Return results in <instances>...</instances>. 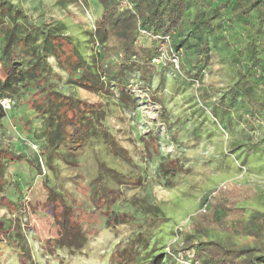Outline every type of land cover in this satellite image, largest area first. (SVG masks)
<instances>
[{"label": "trees", "instance_id": "obj_1", "mask_svg": "<svg viewBox=\"0 0 264 264\" xmlns=\"http://www.w3.org/2000/svg\"><path fill=\"white\" fill-rule=\"evenodd\" d=\"M78 1L81 4L85 2ZM128 2L130 8L123 7L121 0H96L100 11L91 33L93 57L91 62H87L79 47L62 33V25L39 31L29 23L23 11L7 0H0V36L3 41L0 47V125L17 102V106L23 104L26 111L33 113V119H40L43 126L39 136L42 146L35 162L29 157L0 149V187L5 184L3 173L6 165L17 164L21 158L41 176V192L50 208L45 215L53 232L41 244L50 255H55L60 249L78 251L87 243L88 237L96 233L95 228L91 229L95 212L84 209L64 188L58 191L49 185L45 168L54 169L52 160L57 158L66 166L81 168L80 159L84 151L91 146V140L101 134L110 153L134 167L127 149L117 142L104 124L107 116L105 107L78 98L71 92L58 90L56 82L61 80V75L51 69L50 58L65 75L68 86L107 96H114L117 92L119 104L133 110L139 105L132 89L133 78H137L136 84L150 92L157 75L175 70L167 58L160 65L153 64V58L164 52L169 54L172 50L179 58L176 71L183 80L201 82L204 71L217 57L220 63L234 69L235 74L233 81L223 89L226 97L221 95L215 104L225 112L228 105L224 100L239 101L251 115L264 117V42L261 40L264 0ZM193 6L195 9L191 11ZM228 14L232 16L228 22L232 24L234 21L248 29L245 46H232L226 33ZM17 31H21V37H17ZM38 35L42 36L41 45H36ZM165 37L169 38L168 42L164 41ZM183 50L186 53L191 50L195 60L183 58ZM25 58L28 61L25 62ZM244 63L248 64L246 68ZM203 95L204 100L209 99L208 93ZM3 99L10 102L14 99L10 110L2 107ZM216 110H212L214 119L218 118ZM18 116V131L29 135L31 121L25 115L18 113ZM150 141L157 153L156 141ZM94 159L98 173L87 188L91 205L106 217L108 227L139 225L133 213L112 208L124 197L119 189L106 187L101 170L104 168L120 185L141 186V182L106 167L95 156ZM158 168L163 177L189 172L177 158L163 159ZM14 185L16 201L2 197L0 204L13 216L24 214L28 222V210L20 201L23 197L21 189L18 183ZM237 192L235 188L230 192L219 189L205 198L203 206L206 205V211L212 207L221 214L239 213ZM220 193L227 197L219 198ZM128 202L146 216L148 226L167 222L160 216L157 206L144 200ZM17 219L8 223L0 220V256L4 249H10L19 257V264H30V246ZM214 223L210 221L209 224ZM217 223L222 229L226 228L223 222ZM237 227L245 235L264 238V214L238 222ZM177 239L180 241L158 249L154 243L150 244L145 233H138L113 247L109 255L110 264H264V249L256 253L250 248L226 246L213 239L192 242L178 235Z\"/></svg>", "mask_w": 264, "mask_h": 264}, {"label": "rangeland", "instance_id": "obj_2", "mask_svg": "<svg viewBox=\"0 0 264 264\" xmlns=\"http://www.w3.org/2000/svg\"><path fill=\"white\" fill-rule=\"evenodd\" d=\"M7 1L23 11L29 23L39 31L62 25V33L70 37L86 61L91 62V33L100 11L96 0H85L83 4L78 0ZM194 9L193 6L191 11ZM231 17L227 15L225 25L232 46H245L248 29L234 21L232 24L228 22ZM20 32H16L17 37H21ZM41 38V35L37 36L36 45H41ZM261 40L264 42V33ZM2 42L0 36V47ZM184 57L195 60L191 50L187 53L183 50ZM48 63L55 73L61 75V80L56 82L58 90L71 92L78 98L105 107L107 116L104 124L117 142L127 149L134 167L113 156L101 134L92 139L91 146L84 151L80 159L81 168L66 166L57 158L52 160L54 169L45 168L49 185L58 191L64 188L84 209L95 212L91 229L95 228L96 233L88 237L87 243L78 251L60 249L55 255H50L41 244L43 239L53 235L51 222L45 215L50 208L41 192V176L22 158L17 164H7L0 198L15 202L17 194L14 183H18L23 196L20 201L28 210V222L24 214L13 216L1 204L0 220L8 223L20 217L17 220L30 246V264H110L109 255L113 247L119 242H127L138 233H145L150 244L154 243L158 249L176 243L178 235L192 242L213 239L226 246L263 252L264 238L245 235L237 226L238 222L264 214V117L251 115L239 101L232 103L224 100L228 105L225 112L215 104L221 95L226 97L223 89L233 81L234 69L223 65L216 57L204 71L201 82L185 81L176 70L166 71L154 78L150 92L136 84L137 78H133L132 89L139 99V105L131 110L119 104L117 92L114 96H107L68 86L65 75L57 68L55 61L50 58ZM244 66L246 68L248 64L244 63ZM205 92L209 95L208 100L203 99ZM17 104L1 121L0 149L29 157L35 162L42 146L39 138L42 122L38 118L33 119V113L26 111L23 104ZM214 108H217V119L213 117ZM18 113L31 121L29 135L18 131ZM148 138L156 141L157 153L153 148L154 143L150 139L148 142ZM94 156L106 167L141 182V186L120 185L104 168L101 170L106 187L119 189L124 197L112 208L133 213L139 225L108 227L106 217L91 205L87 188L98 173ZM166 158H177L189 172L161 176L158 165ZM233 188L237 189L239 195L236 200L239 213L221 214L212 207L202 212L208 195L218 189L230 192ZM224 197L227 196L220 193L219 198ZM129 200H144L157 206L160 216L167 222L148 226L146 216L136 210ZM210 221L215 223L209 224ZM218 221L223 222L226 228L222 229L216 224ZM175 232L176 235L173 234ZM4 250L0 264H19L17 255L10 249Z\"/></svg>", "mask_w": 264, "mask_h": 264}, {"label": "built area", "instance_id": "obj_3", "mask_svg": "<svg viewBox=\"0 0 264 264\" xmlns=\"http://www.w3.org/2000/svg\"><path fill=\"white\" fill-rule=\"evenodd\" d=\"M121 5L123 7L124 6H127L128 8L131 7L130 6V3L128 2V0H121ZM143 34H146V33L143 32ZM155 38L158 39V37H155ZM164 41L165 42H168L169 41V38L168 37H165L164 38ZM166 58L168 59V61L171 62L172 66L174 67L175 70H178L179 69V58L176 56L175 53H173L172 50H170V53L169 54H167V52L166 53L164 52V53L161 54V56L153 58L152 59V63L155 64V65H160L164 61V59H166ZM1 105H2V107L5 110H10L11 107H12V103L9 100H7V99L1 100ZM217 191L213 192L212 195H214ZM202 212H206V205H204L202 207Z\"/></svg>", "mask_w": 264, "mask_h": 264}]
</instances>
